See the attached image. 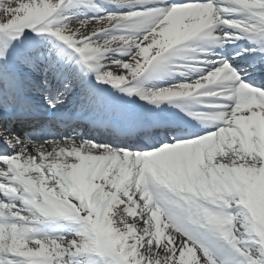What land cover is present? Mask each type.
Segmentation results:
<instances>
[{
  "label": "snow or ice",
  "instance_id": "1",
  "mask_svg": "<svg viewBox=\"0 0 264 264\" xmlns=\"http://www.w3.org/2000/svg\"><path fill=\"white\" fill-rule=\"evenodd\" d=\"M0 264H264V0H0Z\"/></svg>",
  "mask_w": 264,
  "mask_h": 264
}]
</instances>
